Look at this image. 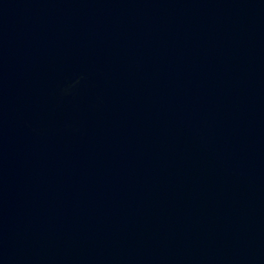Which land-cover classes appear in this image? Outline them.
Instances as JSON below:
<instances>
[{"label":"water","instance_id":"95a60500","mask_svg":"<svg viewBox=\"0 0 264 264\" xmlns=\"http://www.w3.org/2000/svg\"><path fill=\"white\" fill-rule=\"evenodd\" d=\"M0 264H264V0H0Z\"/></svg>","mask_w":264,"mask_h":264}]
</instances>
